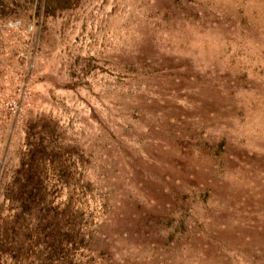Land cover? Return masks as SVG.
Returning <instances> with one entry per match:
<instances>
[{
	"label": "rangeland",
	"instance_id": "rangeland-1",
	"mask_svg": "<svg viewBox=\"0 0 264 264\" xmlns=\"http://www.w3.org/2000/svg\"><path fill=\"white\" fill-rule=\"evenodd\" d=\"M0 264H264V0H0Z\"/></svg>",
	"mask_w": 264,
	"mask_h": 264
}]
</instances>
